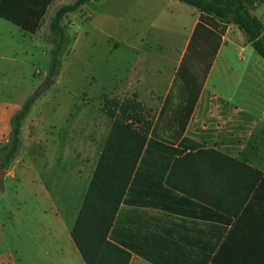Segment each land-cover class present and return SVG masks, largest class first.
I'll return each instance as SVG.
<instances>
[{
    "label": "crops",
    "instance_id": "0c3cea01",
    "mask_svg": "<svg viewBox=\"0 0 264 264\" xmlns=\"http://www.w3.org/2000/svg\"><path fill=\"white\" fill-rule=\"evenodd\" d=\"M130 1L132 4L140 3L139 12L148 16L151 12L154 13L157 5L168 20V23L164 22L162 26L167 24L168 27L165 28L171 31L179 30L183 39L180 43H173L174 46L170 50L163 44L150 43L142 44L138 49L134 48L139 54L138 62L118 72L114 84L117 87L114 86L111 91L124 94L121 95L124 97L130 92L132 94L138 86L145 92L144 95L146 94L145 97L139 89V99H147L151 107L157 106V120L163 115L165 125L171 123L172 117L179 116L181 126H184L183 136L174 147H181L184 143L187 149L185 155L198 151L217 152L235 162L222 161L219 164L223 165L224 171H219L214 168L218 163L208 162L207 157L199 156L196 160L201 171L182 172L175 177L174 184L185 189L191 187L197 195L207 194L212 197L218 191L226 193L227 196L236 194V199L228 198V202L239 206L255 178V175L245 168L263 175L239 218L233 220L228 227L229 235L237 229L233 233L234 242L245 243L252 231L264 229V60L247 43L244 34L235 25H229L224 35L219 38V33L208 26L196 30L201 13L177 0ZM252 15L264 25V3L257 7ZM177 19L182 20L177 23ZM0 26L22 38L23 43L0 39V65L9 63L16 73V70L24 69L28 64L27 47L30 44L36 46L37 34L24 32L2 18ZM171 34L176 39L179 32L174 31ZM137 36H140L142 42L145 41L140 31ZM114 51H119V48ZM138 66L145 72V75L141 76L142 80L136 81L135 75L127 77L130 73H135ZM34 70L35 66L32 64L31 86L20 102H13L10 98L12 101L0 106V139H9L11 118L29 97ZM125 90L127 92H124ZM46 115L44 110L42 123H47ZM96 145L91 142V147L98 153L94 171L105 144ZM46 146L48 147L45 141L38 143L39 152L35 166L29 162L20 164L21 162L17 161L16 165L11 167L12 170L7 171L8 174L1 185L0 264H85L71 238L78 215L74 214L73 209L71 214L62 212L60 199L55 198L47 182L50 180V174L54 173L55 162L51 158L49 165ZM92 177L93 173L81 195V204ZM221 181L227 183L226 188H219ZM33 197L35 208L32 205ZM125 211L140 214L143 224L147 225L155 221L150 216L151 213H159L173 219L161 228L165 233L171 234L173 241L177 238L197 241L201 238L202 231L209 229V225L203 221L170 215L152 208L129 206H122L120 224ZM120 224L117 230L123 233L127 231L119 228ZM155 232L156 230L151 233ZM17 240L20 241L18 246L14 244ZM119 240L123 241L122 238ZM240 257L243 264H264V255ZM129 264L152 263L132 254Z\"/></svg>",
    "mask_w": 264,
    "mask_h": 264
},
{
    "label": "trees",
    "instance_id": "16d2710c",
    "mask_svg": "<svg viewBox=\"0 0 264 264\" xmlns=\"http://www.w3.org/2000/svg\"><path fill=\"white\" fill-rule=\"evenodd\" d=\"M54 1L0 0V18L36 35ZM177 1L201 13L196 30L208 26L221 38L229 25H235L264 60V25L252 15L264 0ZM89 2L91 0H77L62 7L51 20L50 31L57 38L53 39L54 47L49 53L48 78L54 81L61 75L63 60L69 54L62 22L68 14L78 12ZM38 100L35 94L30 95L12 116L8 142L0 148V168L9 171L19 157L23 126ZM104 103V110L113 120L112 128L71 232L85 264H129L132 254L152 264H243L240 255H264V229L252 231L245 243L234 242L233 233L237 229L228 233V227L239 218L263 175L245 168L255 178L239 206L228 202V198L235 200L236 194L227 196L218 191L212 197L197 195L191 187L185 189L174 184L175 177L182 172L201 171L196 160L199 156L218 163L214 168L219 171L223 170L221 161L235 162L217 152L185 155L184 143L182 148L174 147L183 136L184 126L179 116L164 125V116L160 115L149 137L148 132L139 127L142 119L135 103L127 107L108 99ZM226 185L221 181L219 188ZM122 206L152 208L203 221L209 229L202 231L197 241L182 238L173 241L171 234L163 229L148 236L123 233L117 230Z\"/></svg>",
    "mask_w": 264,
    "mask_h": 264
},
{
    "label": "rangeland",
    "instance_id": "374dc122",
    "mask_svg": "<svg viewBox=\"0 0 264 264\" xmlns=\"http://www.w3.org/2000/svg\"><path fill=\"white\" fill-rule=\"evenodd\" d=\"M76 1H55L42 29L35 36L36 46L30 44L27 47L28 64L24 69H18L14 73L15 70L9 63L0 65V106L12 100L20 102L31 86L32 64L35 70L29 96L35 94L46 82L49 53L54 47L53 39L57 38L50 31L51 20L59 9ZM132 3L130 0H91L81 10L64 18L62 28L69 46V54L63 60L61 75L55 80V84L39 97L32 115L22 129V149L12 168L17 161H20V164L29 162L35 166L39 152L38 143L45 141L48 145L45 150L49 165L51 158L55 162L54 173L50 174V180L47 182L55 198L59 197L61 210L66 215L71 214L72 209L74 214L78 215L81 209H78L81 195L91 174H94L98 153L91 147V142L104 145L111 131L113 120L104 110L105 98L124 103L126 107L135 103L138 106L137 114L142 119L139 127L147 131L148 136L157 120V106H149L148 100L143 97V100L139 99L138 86L132 94L130 92L124 97H121L124 94L111 91L114 86L117 87L114 84L118 72L138 62L139 54L134 48L138 49L142 44L150 43L163 44L170 50L176 42L180 43L183 39L179 30L171 31L165 28L168 27L167 24L162 26L164 22L168 23V20L157 5L154 13L151 12L148 16L139 12L140 3ZM181 20L177 19V23ZM5 28L0 26V39L23 43L18 34ZM138 31L141 32L144 42L137 36ZM174 31L179 32L176 39L171 34ZM118 48L119 51H114ZM140 69L139 66L136 67L135 73L131 70L132 73L127 77L135 75L136 81L142 80L141 76H144L145 72ZM144 93L142 91V95ZM144 96L146 97V94ZM44 110L47 123L41 122ZM7 142L8 138L0 139V148ZM32 205L36 207L34 197ZM122 215L119 228L127 229V234L140 233L143 236H148L155 230L160 231L173 220L159 213H151L150 216L155 221L144 225L143 217L140 218L138 213L125 211ZM20 241H14V244L18 246Z\"/></svg>",
    "mask_w": 264,
    "mask_h": 264
},
{
    "label": "water",
    "instance_id": "95a60500",
    "mask_svg": "<svg viewBox=\"0 0 264 264\" xmlns=\"http://www.w3.org/2000/svg\"><path fill=\"white\" fill-rule=\"evenodd\" d=\"M55 84V81L51 78H47L46 82L38 89L35 93L36 96L40 97L45 91H47L52 85ZM8 172L2 168H0V185L3 184L5 177L7 176Z\"/></svg>",
    "mask_w": 264,
    "mask_h": 264
}]
</instances>
